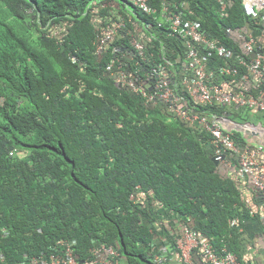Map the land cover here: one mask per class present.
Here are the masks:
<instances>
[{
  "label": "trees",
  "instance_id": "1",
  "mask_svg": "<svg viewBox=\"0 0 264 264\" xmlns=\"http://www.w3.org/2000/svg\"><path fill=\"white\" fill-rule=\"evenodd\" d=\"M92 1L40 0V9L56 16V30L67 29L50 38L39 34L30 14L17 11V0H0V264L51 252L60 239L75 240L73 254L80 259L90 258V248L101 243L120 253L121 264H174L154 257L159 245H176L181 224L244 264V222L252 208L261 221L264 196L248 174L235 177L214 163L205 130L162 104L141 105L103 73L114 53L110 45L107 55L95 57L94 28L81 18ZM163 2L230 50L226 59L212 56V66L249 60L242 44L250 31L242 32L255 18L240 0H232L225 15L200 0H149L157 8ZM6 3L14 15L9 19ZM135 18L156 26L143 15ZM253 39L254 51L264 52ZM178 40L158 32L150 51L157 59V47L182 52ZM224 78L215 84L227 80L234 90L253 94L241 79ZM190 104L209 120L226 114L238 122L253 118L245 107ZM234 138L239 149L253 148L240 133ZM194 257L202 264L198 253Z\"/></svg>",
  "mask_w": 264,
  "mask_h": 264
},
{
  "label": "built area",
  "instance_id": "2",
  "mask_svg": "<svg viewBox=\"0 0 264 264\" xmlns=\"http://www.w3.org/2000/svg\"><path fill=\"white\" fill-rule=\"evenodd\" d=\"M130 2L141 14L154 21L156 26L137 19V22L126 28V21L122 18L113 21L112 24L107 23L102 28L101 35L98 36L97 49H103L117 35L118 37L121 35L128 38L129 43L135 50V52L127 51V54L131 55L130 60L137 65L134 62L135 54L143 55L146 53V49L155 39V31L163 33L168 38L182 40L184 46L182 52L175 47H157L159 54H170V56L165 55L161 60L163 63L157 62L146 74L149 80L154 82L156 91L153 94H148L145 91L140 93V89L138 90V87L132 81H127L122 76L123 83L131 88L134 93L140 94L145 102H151L158 98V100H162L173 107L184 120L192 124L202 125L205 128L204 130L212 136L215 159L224 162L228 156L236 154L239 159V175L242 176L245 172L248 173L253 184L264 194V175L260 176V172H264V164L259 165L253 158V154L248 153L246 150H238L230 133L224 132L222 125L217 120L208 122L205 117L189 114V108L192 109L194 105L190 104V101L201 105H211L212 103L228 106L247 105L264 110V97H261L264 96L263 91L260 90L259 94L253 97L246 96L243 90L237 92L228 90L229 86L227 87L225 82L210 85L208 81H211V78L216 74L210 65V58L213 55L227 58L231 54L230 50L211 38L207 30L202 29L197 21L188 18L176 6L172 8L168 2H163L160 8L151 5L149 0H130ZM241 3L245 14L253 18H257L259 12L264 10V0H242ZM227 6V4L221 6V15L227 13ZM229 31L227 29V32ZM242 49L245 54H254V57L252 56L248 61L239 57L238 65L241 71L237 67L233 69L221 67L218 71V77L221 78L224 74L231 73L237 77L240 75L241 80L246 85L252 81L257 88L261 85L264 87V53L254 51V40L251 37L242 44ZM199 51L203 53V56L198 55ZM171 54L178 55L173 57ZM133 63L132 65L135 66ZM169 68H172L173 72H179L172 74L168 72ZM176 68H179V70H176ZM170 80L173 82L170 83ZM180 105L186 106V108H182ZM246 131L248 133L252 132L250 129ZM227 164L232 165V161L228 159ZM180 231L178 248L181 253L177 259V262H180L179 264L183 262L191 264L186 257L191 249L199 245L204 261L208 264H240L231 252L225 250H222L221 253L215 252L208 241L200 240L197 233L187 225H181ZM75 243V240L60 239L53 251L41 253L38 256L26 257L17 264H118L115 259L116 250L104 245L95 247L90 251L93 258L78 260L73 254Z\"/></svg>",
  "mask_w": 264,
  "mask_h": 264
},
{
  "label": "clouds",
  "instance_id": "3",
  "mask_svg": "<svg viewBox=\"0 0 264 264\" xmlns=\"http://www.w3.org/2000/svg\"><path fill=\"white\" fill-rule=\"evenodd\" d=\"M39 1L40 0H17V4H16L15 7H16L17 11L21 12L22 14H25V13L30 14V20L31 21L29 20V22H31V24H33V26L35 28H37L39 34L48 36L50 38H54V34L57 35L61 30H64L63 32L62 31L60 32L61 34L66 32V30H67L66 28H62V29L59 28L58 30H56V24H52L51 23V20H54V18L56 16L50 14L49 12H47V8H44V10H41L40 7H39ZM126 1H128V2L126 3L124 0H93L85 8L84 12L82 13V17L81 18L88 17L89 23L94 28V32L95 33L93 35H94L95 57H96V59L100 60L102 57L107 55L104 52H106L107 48L110 45H112L111 46L113 48L112 52L114 54H111L113 57L110 59V62L104 67V72L103 73L106 76H108L109 78L112 79V81L115 84V86L117 88H119V89H123V90L127 91L130 95H132L136 99V101H139L141 103V105H143V106H150V107L153 106V107H155V106H157L159 104H162V105L166 106L168 108V110H171L172 112H174V114L177 115V117H180L176 113V111H175V109L173 107H170V105L168 103L163 102L162 100H158V98H155V100H153L151 102H145V99L140 94L134 93V91H132L131 88L126 86V84H124L122 79H121V77L123 76L127 81H132L134 83V85L136 87H138V90L140 89V93H142V91H145L148 94H153L156 91V89L154 87V82H152V80H149V78L147 77L146 74L151 68H153L155 66V64L157 62H162L161 60L164 58L165 55L166 56H170V54H163V55L159 54V58L157 59L156 54H153V52L150 51L151 49L155 50L154 49V45L150 44V46L146 49V53L145 54H143V55L135 54L136 56H135L134 62L137 63V65H135L130 60L131 55L129 56L127 54V51L135 52V50L132 48L131 44L129 43L128 38L122 37L121 35H119V37L117 35L114 38V40L110 41L107 46H104L103 49H101V50L97 49V46L99 44L98 36L101 35V30H102L103 27H105V25L107 23L108 24H112L113 21H116V20L122 18V19H124L126 21L125 25H126V28H128L127 26L130 27V25L132 23L137 22V18L133 19V15L136 14V15H138V17H139V15H143L132 5L130 0H126ZM3 8L6 10V19H9L11 16H14L9 10L10 8H12V6H10L9 4L6 3L5 5H3ZM121 8H125V11L127 10L128 13L131 14V16H129V17L123 16L121 14V11H120ZM139 20H140V18H139ZM140 21H143V20H140ZM49 25H50L51 29H49ZM155 33L156 34L154 36L155 37L154 40H156V35H157L158 32L155 31ZM249 39H250V37H249ZM261 53H264V52H261ZM171 55H173V57H176L178 54H171ZM248 55L250 56V58L252 56L254 57V54H248ZM213 56H216L217 58L219 57L217 55H213ZM219 58L226 59L224 57H219ZM238 59H237V66L229 65L226 62L225 64H223L221 66L217 65L215 67V66H212L211 63H210L212 69L216 73V74H214V77L211 78V81H208L210 83V85H212V86L213 85H218V84H215V82H217V81H219L221 79H225L224 76H227V75L232 76L231 81H235V80L241 79L240 75H238V77H239L238 78L237 76H235V75H233L231 73L224 74L221 78L218 77V71H219V69L221 67H226V68H231V69H233L234 67L235 68L236 67L240 68L239 65H238V61H239ZM71 60L74 63H76L78 66L85 67V65L80 63V62H78L79 60L73 55L71 56ZM240 60H242V59H240ZM141 61H145V63L141 64ZM132 63L135 66H133ZM177 69L179 70V68H176V70ZM240 71H241V68H240ZM168 72H171L172 74H174L175 72L177 73L179 71L173 72L172 68L171 69L169 68ZM172 82L173 81L170 80V83H172ZM222 82L226 83L227 80H224ZM247 86L252 89V93L253 94L246 93V90H248V88H244L243 92H244V94L246 96L256 97L259 94L260 90L263 91L262 93L264 95V87L262 85H261V87L257 88L255 86V84H253V82L251 81L250 84H247ZM227 87H228V85H227ZM228 90H233V92H237L240 89L237 88V89L234 90L232 87L229 86ZM67 92H70V91H63L62 95L66 93V96H68ZM75 95L78 96L79 93H76ZM261 97H264V96H261ZM208 106H210V104L205 105L204 108H207ZM220 106H227L228 107V105H220ZM235 106H238V105H235ZM180 107L186 108V106H182V105H180ZM239 107H245V108L250 109V113H249L250 115L249 116L253 117L250 122H247V121L238 122V121L232 120L230 118V115H227V114L224 115V116H214L212 118V120H209L206 115H203V111H199L198 113H195L193 111V109H191L192 112L191 113L189 112V114H197V115H199L201 117H205L208 122H212V121L217 120L220 123V125H222L223 131L230 133L232 139L234 140V143H235L236 147H237V145H236V141H235L234 135H235V133H240L242 135V137L244 138L245 142L250 144V145H253V148H251V149H248V148L239 149L237 147V149L238 150H246L248 153L253 154V158L257 161V163L259 165H263L264 164V157H263L264 145L258 139H259L260 135H264V127L262 125L259 126V125L253 124V119L255 118L254 117V111H255V114L257 115L258 113L260 114V112L264 111V110H261V109H259L257 107H249L247 105L239 106ZM256 110H258V111H256ZM181 119H183V118H181ZM185 121H187V120H185ZM189 124H191V126L196 127V128H202V130L205 129V128L202 127V125H200L198 123H193V124L189 123ZM247 128L252 130V132L248 133L246 131V130H248ZM205 132H206V134H208V136H210L209 141H210V143L213 146V159L215 161H217L215 159V155H214V145L212 143V136L206 130H205ZM17 154L22 155V152H17ZM232 156H233V158H231ZM232 156H228L227 159L224 162L217 161L216 165L221 163L226 168L231 169L232 172H235V174H234L235 177L236 176L242 177L243 175L248 174V173L245 172V174H243L242 176L239 175V172H238V169H240L239 159H238L236 154H233ZM228 159H230L232 161V165H228L227 164V160ZM224 166H222V168H225ZM263 175H264V172H260V176H263ZM250 180L252 181L251 176H250ZM252 183H253V181H252ZM257 190L259 192H261V194L264 196V194L262 193V191L259 188H257ZM263 209L264 208H261L262 214L259 217H260L261 220L264 221V210ZM255 212H256V209H254V208L250 209V214H251L250 216L253 217ZM181 225H184V224H181ZM181 225L178 226L177 234L175 235V233H174V236L176 238V245L174 247L171 246V245H165V246L164 245H159L157 247V249H156L157 252L155 253V257H154L155 262L168 261V262H171V263H174V264H179L180 263V262H177V259L179 258L180 253H181L179 248H178V239L181 236V231H180ZM185 225H187V224H185ZM230 225H235V222L232 221L230 223ZM189 228H191V227H189ZM193 231H195V230H193ZM197 235L199 236L200 240L208 241L206 239H203L202 236L199 235L198 233H197ZM101 245H103V244L100 243V244H98L95 247H98V246H101ZM104 246H106V245H104ZM95 247L90 248V251L93 248H95ZM106 247H112V246H106ZM212 247H213V245H212ZM112 248L115 249L114 247H112ZM196 250H198V251H196ZM214 250H215V248H214ZM222 250L227 251L224 248ZM222 250L220 252H218V253H221ZM177 251H178V253H177ZM116 252H117V255H116L115 259L117 260L118 264H121L122 258L120 257V253H118L117 250H116ZM215 252H217V251L215 250ZM228 252H230V251H228ZM196 253H198L200 255V259H201V263L202 264H208V263H206L204 261L200 245L195 247V248H193V249H191L189 254L187 255L186 259L189 260L191 262V264H195L194 254H196ZM91 257L93 258L92 253H91ZM236 258H237V256H236ZM78 260H82V259L78 258ZM237 261L239 262L238 259H237ZM239 263L241 264V262H239ZM182 264H188V263L187 262H183Z\"/></svg>",
  "mask_w": 264,
  "mask_h": 264
},
{
  "label": "crops",
  "instance_id": "4",
  "mask_svg": "<svg viewBox=\"0 0 264 264\" xmlns=\"http://www.w3.org/2000/svg\"><path fill=\"white\" fill-rule=\"evenodd\" d=\"M204 4H211L215 7L216 12L221 14V6H227V10L232 4V0H200ZM242 1V0H240ZM254 25H249L247 28H244L242 32L243 35L247 31L250 33H246L249 37H258V42L261 44V48L264 49V10H262L258 17L254 20ZM246 26V25H245ZM242 40V37H239ZM258 111V110H256ZM254 119L253 124L255 125H262L264 127V111H261L260 114H255L254 111ZM262 144L264 145V135H260L259 139ZM207 150L209 147L207 146ZM264 157V154H263ZM220 172L222 174H227L229 170L225 168H220ZM167 228H169L168 222H166ZM244 228L246 230L247 239L249 240L248 243H244V254H243V262L244 264H264V221L257 220L254 217H249L244 222Z\"/></svg>",
  "mask_w": 264,
  "mask_h": 264
},
{
  "label": "water",
  "instance_id": "5",
  "mask_svg": "<svg viewBox=\"0 0 264 264\" xmlns=\"http://www.w3.org/2000/svg\"><path fill=\"white\" fill-rule=\"evenodd\" d=\"M213 161H214L215 164H217V161H215L214 159H213Z\"/></svg>",
  "mask_w": 264,
  "mask_h": 264
}]
</instances>
